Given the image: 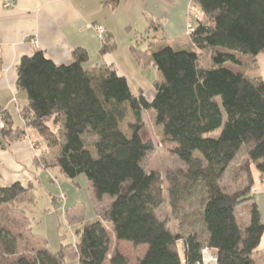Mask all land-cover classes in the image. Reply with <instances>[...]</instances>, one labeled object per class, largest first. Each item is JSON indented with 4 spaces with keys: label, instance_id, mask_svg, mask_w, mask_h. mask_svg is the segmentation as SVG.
I'll use <instances>...</instances> for the list:
<instances>
[{
    "label": "trees",
    "instance_id": "obj_1",
    "mask_svg": "<svg viewBox=\"0 0 264 264\" xmlns=\"http://www.w3.org/2000/svg\"><path fill=\"white\" fill-rule=\"evenodd\" d=\"M192 4L204 18L189 47L165 46L155 52L131 47L142 67L151 63L162 75L151 102L143 91L132 93L115 69L86 68L89 55L82 48L69 64L57 65L41 51L21 59L17 85L28 94L22 110L26 125L37 131L46 151L59 147L53 165L65 177L85 175L98 202L112 200L99 220L77 232L79 264L105 263L108 225L119 241L148 246L138 264H202L206 248L216 251L220 264H260L264 223L253 200L252 167L264 179V80L227 65L240 67L241 58L264 53V0ZM150 110L186 169L166 177L147 170L154 147L143 140L142 131L143 112ZM128 115L133 119L126 125L129 135L123 129ZM4 120L0 148L23 134ZM241 152L246 157L238 175L243 187L228 191L221 181ZM29 194L19 183L0 186V207ZM186 195L198 197L200 208L192 213L190 229L175 233L157 210L169 205L176 212ZM248 202L253 203L245 224L237 211ZM0 245L4 255H16L17 237L10 231L0 230ZM65 263V248L55 252L43 246L12 264ZM111 264L129 260L117 252Z\"/></svg>",
    "mask_w": 264,
    "mask_h": 264
},
{
    "label": "crops",
    "instance_id": "obj_2",
    "mask_svg": "<svg viewBox=\"0 0 264 264\" xmlns=\"http://www.w3.org/2000/svg\"><path fill=\"white\" fill-rule=\"evenodd\" d=\"M191 3L192 0H15L14 7L4 8V0H0V111L11 122L14 130L23 133L0 148V186L10 187L19 183L30 190L28 197L3 205L4 207L11 211L12 207L20 203L23 205L26 199L32 197L40 179L51 175L52 169H58L53 162L60 149L46 151L39 144V134L26 125L22 115L29 100L27 92L17 85L21 59L41 51L57 65L69 64L73 61L74 51L82 48L89 55L86 68L98 71L102 66L111 67L120 77H125L130 86V73H140L154 67L151 63L142 67L133 56L132 46L151 52L165 46H190L185 37V28ZM96 24L105 27V42L98 38L91 27ZM106 46L109 47L108 50H105ZM162 80L160 74L158 82ZM151 90L152 101L156 95L154 86ZM141 91L143 90L139 92ZM31 129L38 135L30 132ZM252 173L255 180L253 200L259 207L264 223V179L254 167ZM87 188L93 208L90 217L86 213L72 216L73 212L68 209V196L63 204L58 195L48 192L45 194L46 207L40 215H30L25 209L19 213L11 211L30 234L33 249L46 246L57 252L63 247L66 251L65 264L69 260L79 264L74 250L79 237L78 233L73 234L72 231L78 232L99 220L112 202L108 197L98 202L89 181ZM253 189L257 192L254 193ZM251 203L253 202L242 206L245 210V224L249 223L247 207ZM66 225L71 231L68 237L62 235ZM108 233L110 247L104 264H111V259L117 252L128 258L129 264H138L147 254L146 245L136 247L130 242L119 241L112 226H108ZM71 236L73 241L69 243ZM257 257L259 263L264 264V235Z\"/></svg>",
    "mask_w": 264,
    "mask_h": 264
},
{
    "label": "rangeland",
    "instance_id": "obj_3",
    "mask_svg": "<svg viewBox=\"0 0 264 264\" xmlns=\"http://www.w3.org/2000/svg\"><path fill=\"white\" fill-rule=\"evenodd\" d=\"M187 22L188 21L186 19V28ZM186 28L185 33L187 32ZM185 37L189 40V44H191L192 36L189 38L185 35ZM185 47H188V45ZM256 60L253 57H243L241 58L242 66H227L236 72L247 74L249 77L257 76L258 78L264 80V53L258 55ZM160 74L161 73L155 67L144 69L143 71H140V73H130L129 81L132 93L138 95L140 93L139 91L142 89L145 91V93L143 92L144 96L151 101L153 90L150 91V89L152 86L155 88V83L160 80ZM132 121L133 119L130 115H128L123 125V129L127 135H129L130 132L127 130L126 125ZM143 123L144 129L142 131V138L145 142H150L154 147L153 153L150 155L147 162V170L160 172L164 175V177H166L169 173L186 169L184 164L181 163L178 157L173 153L172 150L174 147L165 141L163 127L156 124V114L154 111L150 110L143 112ZM32 131L33 130L31 129L30 132ZM33 132L36 134L35 136L38 135L35 131ZM219 135L220 131L216 132L213 136L218 137ZM37 139H39V144L46 148L44 142L39 136H37ZM58 149L59 147L54 148V150ZM245 161V154L241 152L230 164L224 179L221 181V186L223 188L228 191H234L243 187V182L241 180L239 181L238 175L240 174L239 169L242 168V166L245 164ZM72 181L73 180L60 173L58 169L57 171L52 169L51 175L48 174L40 179V182H38L36 188L33 191L32 197L26 199V202L23 203V205H20V203L12 207L11 211L19 213L25 209L28 210L30 215H40L43 212V209L46 207V192L52 195H58L59 198L63 193L69 198L68 209L71 211V213L73 212L72 216H74V214L76 216H82L86 213L88 217H90L92 215L91 211L93 208L89 201L90 193L87 188L88 179L85 175H80L75 179L74 183ZM62 203L64 204L65 202ZM197 208H200L198 197L196 198L195 196L186 195L181 202V206L176 212H173L169 205H163L157 210V214L161 219L168 220L170 227L175 233L178 231L185 233L188 229H190L189 227L192 220L191 216L193 211ZM11 211L7 207H0V230L10 231L14 236L17 237L18 242L17 253L13 256L4 255L0 245V263L4 264H12L19 256L31 255V251L33 249L31 245L32 243L30 240V234L24 229V227L21 226L22 222ZM237 215L239 220L245 223L246 217L244 207L238 209ZM108 226L111 227L110 225ZM199 227L200 225H198L196 228L199 229ZM65 228L66 229L63 230L62 235L64 237H68L69 234H71V231L68 229V225H66ZM72 232L73 234H77L76 231ZM72 238L73 236L69 238V243H72ZM180 245H182V243H180ZM68 264L74 263L73 261L69 260ZM218 264L220 263L218 262Z\"/></svg>",
    "mask_w": 264,
    "mask_h": 264
},
{
    "label": "built area",
    "instance_id": "obj_4",
    "mask_svg": "<svg viewBox=\"0 0 264 264\" xmlns=\"http://www.w3.org/2000/svg\"><path fill=\"white\" fill-rule=\"evenodd\" d=\"M15 5V0H4L3 7L4 8H12ZM204 18V14L198 7L193 5L191 3V6L188 9L187 13V28H186V33L185 35L188 36L189 38L192 36V34L195 32V27L196 25L201 22ZM98 38L102 41H106V29L104 26L96 24L91 26ZM5 127V120H4V114L0 111V130ZM35 147V146H34ZM253 192L256 193L257 190L253 189ZM60 201L65 202L66 201V195L61 194ZM202 264H218V258L216 255V251L214 249L206 248L203 250V262Z\"/></svg>",
    "mask_w": 264,
    "mask_h": 264
}]
</instances>
